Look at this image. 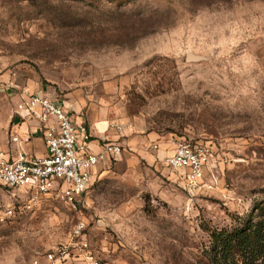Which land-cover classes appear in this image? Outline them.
I'll return each instance as SVG.
<instances>
[{
    "label": "rangeland",
    "instance_id": "obj_1",
    "mask_svg": "<svg viewBox=\"0 0 264 264\" xmlns=\"http://www.w3.org/2000/svg\"><path fill=\"white\" fill-rule=\"evenodd\" d=\"M0 79L125 133L76 209L55 194L0 222V264H56L80 218L104 264H213V231L260 219L264 0H0ZM184 140L211 151L194 196L166 164Z\"/></svg>",
    "mask_w": 264,
    "mask_h": 264
},
{
    "label": "built area",
    "instance_id": "obj_2",
    "mask_svg": "<svg viewBox=\"0 0 264 264\" xmlns=\"http://www.w3.org/2000/svg\"><path fill=\"white\" fill-rule=\"evenodd\" d=\"M0 85L11 91L17 116L39 122L46 145L43 155L22 149L12 152L0 146V222L33 210L43 197L55 194L76 209L90 194L96 173L122 154L123 126L113 125L118 138L103 136L95 144L87 126L73 119L57 95L30 91L1 79ZM210 157L207 145L184 140L177 143L166 164L194 196L202 188ZM14 199H18L16 203ZM87 231L88 223L78 219L70 238L50 248L46 258L56 264H104Z\"/></svg>",
    "mask_w": 264,
    "mask_h": 264
},
{
    "label": "trees",
    "instance_id": "obj_3",
    "mask_svg": "<svg viewBox=\"0 0 264 264\" xmlns=\"http://www.w3.org/2000/svg\"><path fill=\"white\" fill-rule=\"evenodd\" d=\"M260 216L258 220L250 219L231 230L213 231L212 263L264 264V206Z\"/></svg>",
    "mask_w": 264,
    "mask_h": 264
},
{
    "label": "crops",
    "instance_id": "obj_4",
    "mask_svg": "<svg viewBox=\"0 0 264 264\" xmlns=\"http://www.w3.org/2000/svg\"><path fill=\"white\" fill-rule=\"evenodd\" d=\"M40 92L53 93L50 90H41ZM64 102L68 110L71 112L73 119L77 123H84L87 126L95 144L97 141L99 142L100 138L103 136L118 138L115 129H109V121L93 117L87 123L83 117L74 113V111L66 104V101ZM13 105L14 107L10 119L5 121L0 120V146L3 149L10 150L12 152L22 149L29 154H45L46 145L43 140L42 128L39 122L31 119H21L15 113L14 101ZM13 137H17L18 140L14 141ZM121 142L123 143L122 140ZM127 143L130 144V139L127 140Z\"/></svg>",
    "mask_w": 264,
    "mask_h": 264
},
{
    "label": "water",
    "instance_id": "obj_5",
    "mask_svg": "<svg viewBox=\"0 0 264 264\" xmlns=\"http://www.w3.org/2000/svg\"><path fill=\"white\" fill-rule=\"evenodd\" d=\"M202 57L200 55H196L194 53H188L187 54V60L188 61H198L200 60Z\"/></svg>",
    "mask_w": 264,
    "mask_h": 264
}]
</instances>
